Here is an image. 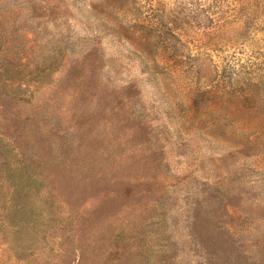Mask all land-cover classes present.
Instances as JSON below:
<instances>
[{"label":"rangeland","instance_id":"rangeland-1","mask_svg":"<svg viewBox=\"0 0 264 264\" xmlns=\"http://www.w3.org/2000/svg\"><path fill=\"white\" fill-rule=\"evenodd\" d=\"M0 264H264V0H0Z\"/></svg>","mask_w":264,"mask_h":264}]
</instances>
